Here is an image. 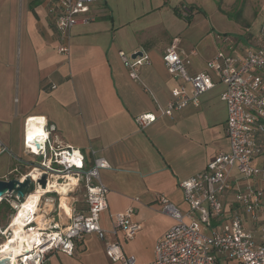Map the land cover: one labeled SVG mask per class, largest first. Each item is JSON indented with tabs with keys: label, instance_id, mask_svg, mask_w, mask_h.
<instances>
[{
	"label": "crops",
	"instance_id": "crops-1",
	"mask_svg": "<svg viewBox=\"0 0 264 264\" xmlns=\"http://www.w3.org/2000/svg\"><path fill=\"white\" fill-rule=\"evenodd\" d=\"M47 3L0 0V140L13 154L21 155L24 119L30 117L28 126L34 119L41 125L45 120L63 143L85 155L87 163L103 157L109 164L100 171L108 189L107 207L99 219L104 239L86 234L75 241L73 255L56 251L47 263L57 259L58 264H116L105 254L106 240L118 242L126 255L128 248L138 247L145 238L153 249L150 261L157 239L175 223L161 211L157 196L165 195L185 211L178 181L230 150L226 109L220 98L224 86L210 71L214 87L202 94L197 107L159 116L143 128L136 117L158 115L172 88L185 84L189 89L181 78L168 73L161 60L174 39L188 60L185 66L190 74L204 70L221 45L184 41L171 35L161 20L157 33L165 35L151 40L133 37L137 31H130L131 18L117 14L116 0H105L92 7L93 21L72 28L69 53L61 55ZM165 4L158 0L144 14L162 10ZM119 51L129 56L148 54L149 62L140 67L137 81L129 77ZM8 170L0 169V179ZM79 193L73 209L84 210L83 191ZM128 207L134 208L133 219L140 228L126 241L120 231L111 232L109 214Z\"/></svg>",
	"mask_w": 264,
	"mask_h": 264
},
{
	"label": "built area",
	"instance_id": "built-area-1",
	"mask_svg": "<svg viewBox=\"0 0 264 264\" xmlns=\"http://www.w3.org/2000/svg\"><path fill=\"white\" fill-rule=\"evenodd\" d=\"M104 1L48 0L59 54L68 55L72 28L93 21L92 7ZM215 39L221 48L206 61L204 70L192 74L186 70L188 60L178 49L177 39L164 49L161 60L168 73L181 78L189 89L185 84L172 88L170 99L158 109V115L141 114L136 122L143 128L159 116L197 107L202 94L214 87L211 71L224 86L220 98L226 109L230 150L218 153L202 171L178 181L187 205L185 211L165 195L157 196L161 211L175 223L157 239L152 260L137 263L133 256L123 253L118 242L106 240L105 254L116 264H264V14L253 43L243 47L225 33L216 34ZM119 57L135 81L140 67L149 62L144 52L131 57L119 51ZM28 119L23 123L21 155L13 154L0 140V156L7 153L18 163L2 179L29 176L34 183L32 191L40 190L38 203L21 215L28 195L22 198L8 193L0 197V204L5 203L10 211L6 224H0V261L8 259L6 264H46L53 252L73 255L75 241L86 234L96 233L104 239L99 219L107 207L108 189L100 171L109 168L108 162L96 157L87 163L85 155L63 143L45 120L44 134L29 136ZM43 175L44 188L38 182ZM55 184L66 188L69 214L60 209L61 192ZM79 191H83L84 210L73 209V195ZM134 214L133 207L110 213L111 232L120 231L126 241L132 239L140 228ZM16 216L27 240L12 242L11 226ZM6 243L12 247L20 243L19 251L6 250Z\"/></svg>",
	"mask_w": 264,
	"mask_h": 264
},
{
	"label": "rangeland",
	"instance_id": "rangeland-1",
	"mask_svg": "<svg viewBox=\"0 0 264 264\" xmlns=\"http://www.w3.org/2000/svg\"><path fill=\"white\" fill-rule=\"evenodd\" d=\"M164 1L166 4L162 10L149 14L144 12L148 6L154 7L158 0H150V2L148 0H116V10L119 16L131 18L130 31H137L133 37L151 40L165 35V33H157V21L161 20L171 35L184 37V41L188 40L192 43L202 44L206 41L214 45L218 43L215 35L223 33L231 35L237 44H248L252 40L254 42L264 14V0ZM174 12H176L175 15ZM16 165L18 163L7 153L0 156L1 170L6 171ZM80 195L79 192L73 195L75 201ZM9 214V209L3 208V215L0 217L1 225L6 224ZM151 254L153 249L150 247V240L145 238L138 247L128 248L126 255L133 256L137 263H145L149 261L148 257ZM58 263L57 259L52 260V264Z\"/></svg>",
	"mask_w": 264,
	"mask_h": 264
},
{
	"label": "bare ground",
	"instance_id": "bare-ground-1",
	"mask_svg": "<svg viewBox=\"0 0 264 264\" xmlns=\"http://www.w3.org/2000/svg\"><path fill=\"white\" fill-rule=\"evenodd\" d=\"M36 119H34L33 122L30 123V126H28V133L29 136L31 135H36V136H42L44 134V131L42 129V125L40 123H36ZM34 123H36L37 126L34 125ZM55 187L57 188L58 191L61 192V196H60V209L63 213L65 214H69L70 213V208L68 206L67 203V197H66V188L63 185H59L57 186L55 184ZM39 191H32L31 193L28 194L27 199L23 202L22 208L19 211V215H21L23 213L24 210L36 205L39 201ZM39 223L42 225V222L39 221ZM12 230H13V235H12V242L13 241H22V240H27V237L25 235L24 229L22 228L21 224L19 223V220L17 218V216L15 217V219H13L12 221V226H11ZM19 244L15 245L14 247H12L9 243H6V250H10L12 249L14 251V253L19 251Z\"/></svg>",
	"mask_w": 264,
	"mask_h": 264
},
{
	"label": "water",
	"instance_id": "water-1",
	"mask_svg": "<svg viewBox=\"0 0 264 264\" xmlns=\"http://www.w3.org/2000/svg\"><path fill=\"white\" fill-rule=\"evenodd\" d=\"M141 54L142 52L133 53L131 57L140 56ZM38 182L44 188L45 175H43ZM33 188H34V183L29 178V176H26L22 180L17 178H11L8 180L0 179V197H4L8 193H12L14 195L23 198L27 196L29 193H31ZM6 263H8V259L0 261V264H6Z\"/></svg>",
	"mask_w": 264,
	"mask_h": 264
},
{
	"label": "trees",
	"instance_id": "trees-1",
	"mask_svg": "<svg viewBox=\"0 0 264 264\" xmlns=\"http://www.w3.org/2000/svg\"><path fill=\"white\" fill-rule=\"evenodd\" d=\"M256 39H257V36H256ZM251 43H253V40L248 42V44H251ZM243 44L245 45V43H243ZM3 208H7V206L5 205V203L0 204V217H2V215H3Z\"/></svg>",
	"mask_w": 264,
	"mask_h": 264
}]
</instances>
